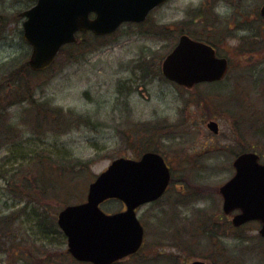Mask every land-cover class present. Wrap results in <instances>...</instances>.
Instances as JSON below:
<instances>
[{"label":"rangeland","instance_id":"374dc122","mask_svg":"<svg viewBox=\"0 0 264 264\" xmlns=\"http://www.w3.org/2000/svg\"><path fill=\"white\" fill-rule=\"evenodd\" d=\"M35 1L0 0L1 78L11 73L5 62L15 58L20 64L29 59L32 48L23 39V18L19 13ZM261 1L250 0L243 9L249 11L260 6ZM204 14L206 19L202 16ZM187 16L215 22L214 41L221 43L222 47L235 48L231 54L234 70L229 78L214 86L196 88L194 92L199 93V101L197 95L193 96L194 92L165 81L158 73L161 58L176 40L172 34L169 36L172 41L159 35V31L163 32L162 24L173 22L176 25ZM231 18V11L221 0L209 4L207 0H170L151 13L145 26L124 25L116 36L104 40L101 45L90 43L87 54L80 59L70 61V52H64L51 69L36 73V97L55 108L64 109L65 113L61 115H66L69 110L83 121L74 127L68 125L66 129L57 121L46 122L40 127L31 118V122H26L28 103L15 104L8 113L13 116L11 128L16 133L3 135L0 142L6 137H17L16 142H6L7 145L0 147V159L4 158L3 163H8L9 167H17L22 165L24 158V166L29 167L27 161L33 160L34 156L23 157L26 151L31 154L41 150H62V153L72 154L77 179L69 192L70 200L63 199L64 203L59 198V201L47 204L50 215L55 216L57 222V214L65 205L86 199L89 182L112 159L123 155L137 156L142 149L158 146L168 160L174 181L163 199L139 209L138 214L147 227L145 245L141 253L124 264H150L151 259L156 258L152 256L162 249L177 254V249L172 248L174 241L184 246L182 264H190L194 258H204L212 264H264V238L259 234L257 222L239 230H229L223 237L225 245L216 239L209 241L205 238L207 233L203 234L204 230L212 232L224 226L227 232L230 225V218L223 213V198L218 191L235 172L232 165L235 155L229 151H237L242 146L234 140L231 131L237 112L250 109L246 116L257 118V122L264 124V67L259 68L256 76L251 75L264 64V55L249 59L242 56L243 32L229 24ZM262 45L264 52V41ZM141 59L147 62L153 59L149 73L145 75H142L144 69L139 67ZM247 70H250L248 74L245 73ZM239 81H243L241 85ZM242 87L247 88V92L241 101H237L236 91L242 92ZM229 92L234 95L229 96ZM183 103L189 106L184 107ZM209 109H212L211 114ZM72 119L70 115L68 122ZM211 119L217 120L221 127L218 135L206 126ZM19 122L25 124L18 126ZM250 131L248 127V135H251ZM124 135L131 139L132 145L127 144ZM259 147L264 150V138H261ZM79 160L89 162V167L83 169ZM10 184L15 186L13 182ZM50 191L54 193V190ZM14 193L0 178V216L11 219L19 216L16 223L21 228L14 232L20 235L14 240L13 247L21 244L26 236L25 244H31L22 249H29L32 257L18 262L16 255L0 252V264H47L43 262L45 255L42 257L46 237L36 235L38 218L25 210L20 212L24 200ZM102 206L114 212L122 208V203L113 199ZM205 218L215 221V228L210 229L214 224L210 223L196 234L199 232L194 230L196 224ZM52 238L48 251L52 254L50 264H75L69 258L63 236L54 235ZM184 260L189 263H183Z\"/></svg>","mask_w":264,"mask_h":264},{"label":"water","instance_id":"95a60500","mask_svg":"<svg viewBox=\"0 0 264 264\" xmlns=\"http://www.w3.org/2000/svg\"><path fill=\"white\" fill-rule=\"evenodd\" d=\"M163 1L37 0L20 14L26 17L23 36L32 45L29 66L34 70L50 67L62 45L77 40V31L110 33L124 21L144 20ZM261 13L264 15V6ZM227 68V60L216 57L212 47L187 36L163 63L164 74L186 87L221 80ZM209 126L218 131L216 122ZM234 166L236 175L221 187L224 209L227 213L242 209L233 219L236 225L259 219L264 235V163L256 152H245L237 156ZM169 180V169L158 153L147 152L140 160H113L90 183L87 201L59 212L58 222L68 237L69 251L77 259L95 264H111L136 252L143 242L144 229L135 209L161 196ZM108 198L122 199L127 209L106 213L100 203ZM191 264L207 263L195 260Z\"/></svg>","mask_w":264,"mask_h":264},{"label":"trees","instance_id":"16d2710c","mask_svg":"<svg viewBox=\"0 0 264 264\" xmlns=\"http://www.w3.org/2000/svg\"><path fill=\"white\" fill-rule=\"evenodd\" d=\"M112 36H116V34L100 38L90 32L85 33L80 36L78 43L67 46L65 48L66 51L65 49H63L62 53H67V51L70 52L68 53L70 61L80 59L81 56H85L86 52H88L87 46H89L90 43L96 42V44L101 45L104 40L109 39ZM144 60L145 59H141L139 61V67L144 69V73L142 75H145L147 72L149 73L151 67L150 62L152 61L151 60L146 64L145 62H143ZM4 64L8 65L9 69H11V73L6 77H0V140L2 139L3 135L16 133V130L11 128V121L13 119V116L8 113V109L18 103H28L26 112L29 117L28 119L26 118V122H31L32 119V121L37 123V125L40 127L46 122L54 123L55 121H57L58 125H61L62 127L65 126V128L63 129H66L68 125L72 124V127H74L75 124L83 121L81 117L78 118V116H74L72 113H69V110H67L66 115H61L62 112H64V109L60 107L55 108L50 105L48 101H40L37 99V84L35 83L36 73L31 70L27 61L17 64L16 59L14 58L8 62H5ZM241 82L243 81H239L238 84L241 85ZM6 89H8L7 92L5 91ZM246 89L247 88L242 87V92L238 93L236 91L237 101H241V99L245 97V92H247ZM227 94L229 96H233L234 92H229ZM197 95H199V93ZM196 98L197 101H199L200 95L196 96ZM202 102L203 104H207V101L202 100ZM183 104L184 107L189 106L187 103ZM248 111H250V109H241L236 114V120L233 121L234 125L232 126V130H234L233 132L235 135L234 140L238 141V143L242 145L240 146L241 151L255 150L264 157V150L263 148L259 147L261 138H264V124L257 122V118H250L249 116H246V112ZM208 113H212L210 109L208 110ZM70 115L73 117V119L68 122ZM23 124L25 123L19 122L18 126H21ZM248 127L249 130H251V135H248V132H246L248 130ZM151 129L157 132L161 131L155 128ZM64 131L67 132L66 130ZM16 138L17 137H6L5 140L0 142V144L3 143L0 147H4V145L9 144L10 142L15 143ZM125 138L127 139V144L132 145L131 139L126 136ZM1 149L2 148H0V151ZM148 149L149 148H145L141 151H145ZM152 149L162 152L161 148L158 146H154ZM61 151L62 150H41L39 152H34L31 154L26 151V153H23V157L31 155L34 156L33 160L27 161L29 167L24 166V158H22V165L18 164L17 167H9L8 163H3L4 158L0 159V178H3L5 185H8L10 187V192L14 193L15 191L24 200V204L20 212L22 210H25L31 213L32 216L38 218V232L36 235L46 237L47 241L44 243L47 244H44V247L42 246L43 251L45 250V253L42 255V257L45 255L43 262H47L48 259L51 260L52 258V254H48V251L49 247L52 245L51 242H53L52 237L54 235L59 236V238L63 236L65 243L67 241L65 235L60 230L56 220L54 219L55 216L50 215L51 209L47 205L50 202H57V200L59 201V198L60 202H64L63 199L70 200L69 192L72 190V185L77 179V174L75 172L76 162L75 160H72L74 159V157L69 152L62 153ZM235 153L236 151L232 152V154ZM80 163H82L81 166L83 169H87L89 167V162L84 163V161H80ZM10 182H13V185L15 186L11 187ZM50 190H54V193H52ZM18 218L19 216H16L13 219L8 216H0V252L6 251L11 256L12 254L16 255L18 257L17 261L20 262L22 259L26 260L27 258L32 257V254L31 252H28L30 251L29 249L24 250L26 248V245L31 244H25V242L27 241L26 236L21 244H19L15 249L13 247L14 240L20 235V233L14 232V230L17 229L18 231V229L21 228L16 223V220ZM198 228L199 227L196 224L194 230H199ZM221 229L225 230L226 227L224 226V228ZM225 232L226 231L220 233L218 232V230L208 232L205 238H207L209 241L216 239L219 243L222 244L220 238ZM196 234H199V232ZM28 236V238L31 239L29 234ZM183 244H185V242H183ZM173 245L174 246L172 248L177 249V254L169 252V250L167 249H162L153 256L156 258L151 259L150 264H182L180 260L182 259L181 254L183 253L182 250H184V246L175 241ZM22 247H24V249H22ZM6 248H8V250ZM225 251L226 248L224 252ZM161 254H165V256H162ZM186 261L188 262V260H184L183 263H186ZM124 263L126 262H120V264Z\"/></svg>","mask_w":264,"mask_h":264},{"label":"flooded vegetation","instance_id":"af4514ba","mask_svg":"<svg viewBox=\"0 0 264 264\" xmlns=\"http://www.w3.org/2000/svg\"><path fill=\"white\" fill-rule=\"evenodd\" d=\"M215 0H207V3L214 2ZM224 1V5L229 8L231 11V20L229 24L232 27H236L244 29L243 38H241L240 45L244 46L242 49L244 55H242L245 59H249L251 56H257L258 58H262L264 55L263 52V41H264V16L260 13V6H254L249 11H245L243 9L246 3H249L250 0H221ZM262 5L264 4V0L261 1ZM261 5V6H262ZM217 7V6H215ZM214 7V8H215ZM201 11V10H199ZM204 19H206V15H202ZM201 25V26H200ZM160 32L162 37L166 39L165 35L169 38L172 34L174 36L175 45L179 43L181 36L186 34L191 38L199 41H203L205 43H209L211 46L215 48L217 56H225L230 64V71L234 69L231 68V54H234V49L230 47H222L221 44L216 43L213 39L214 30H215V22H210L201 19L200 17H191L187 16L184 21L179 20L178 24L172 23H164L162 24ZM173 47V48H174ZM172 48V49H173ZM252 52H256L252 53ZM264 67L262 63L260 67H258L257 71H253L251 75L256 76L258 74L259 68ZM251 70V69H250ZM250 70H247L245 73L248 74ZM168 162V161H167Z\"/></svg>","mask_w":264,"mask_h":264}]
</instances>
